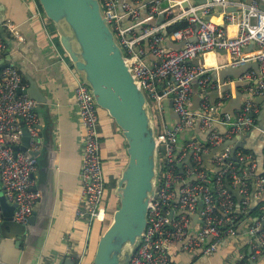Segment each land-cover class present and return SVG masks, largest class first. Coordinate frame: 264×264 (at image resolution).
Masks as SVG:
<instances>
[{
	"label": "built area",
	"instance_id": "built-area-1",
	"mask_svg": "<svg viewBox=\"0 0 264 264\" xmlns=\"http://www.w3.org/2000/svg\"><path fill=\"white\" fill-rule=\"evenodd\" d=\"M27 1L31 8H35L33 15L44 14L38 0ZM99 1L137 83L143 87L157 115L158 183L149 202L146 227L128 264H179L174 254L176 249L209 254L217 250L223 238L236 235H246L245 240L251 249L255 253L261 252L264 249V223L261 229L259 227L264 220V206L262 213L251 222L247 207L250 178L258 176L255 173L256 163L253 161L242 165L252 155L238 149L235 144H227L214 151L208 159L213 166L203 164V161L211 149L240 135L255 123L253 98H248L234 116L219 112L218 108L229 95L221 91L222 83H211L210 68L205 59L206 54L225 49L230 58L224 66L258 61V71L250 68L238 80L254 79L257 82L248 84V91L264 94V8L261 6L264 0H206L190 4L187 9L181 4L184 0H167L166 6L161 5L163 0H149L142 4L147 8V15L140 20H137L140 6L123 1L121 6L124 12L119 13L117 0ZM174 5L181 8L176 16L173 13ZM218 7L225 21L237 24L235 34H230L223 25L206 18ZM159 14H164L163 22L144 24ZM183 18H187L190 24L168 35L175 42L186 40V43L180 48H169L162 29ZM194 23L197 24L196 30ZM138 26L141 27L139 30ZM7 27L20 36L12 24L7 23ZM193 35L196 38L190 40ZM4 36L0 31V58L7 49ZM251 41H254L253 48L245 51ZM148 56L156 60L151 62ZM59 58L65 63L68 61L76 81L74 92L83 125L81 180L87 208L85 211L77 209V214L86 213L89 222H104L107 216L103 203L106 177L98 130L99 107L91 88L67 55L59 53ZM195 81L199 84V109L190 107L196 93ZM26 86L17 66L10 64L0 67V189L10 203L16 204L13 220L22 224L28 222L33 206L41 195L36 188V178L32 176L37 171L36 156L14 149V145L21 140V121L31 137L41 136L36 110L38 101L27 93H18V88ZM215 88L219 91V97L213 104L209 92ZM168 98H171L172 107L179 115L178 121L167 114L165 101ZM197 119L199 128L206 131V137L201 139L191 132L181 138L180 134L187 128H193ZM218 125L226 126V129L223 131ZM33 142L39 148V141ZM188 154L190 164L184 161ZM257 180L262 184L264 177L260 175ZM235 188L241 194L243 208L239 211L235 208ZM198 208L199 222L196 223L197 228L193 229L192 216ZM2 221L0 210V228ZM207 238L209 241L205 242ZM82 258L79 257L78 264Z\"/></svg>",
	"mask_w": 264,
	"mask_h": 264
},
{
	"label": "crops",
	"instance_id": "crops-1",
	"mask_svg": "<svg viewBox=\"0 0 264 264\" xmlns=\"http://www.w3.org/2000/svg\"><path fill=\"white\" fill-rule=\"evenodd\" d=\"M141 1L133 0L134 3ZM233 1L250 2L251 0ZM34 10L35 8H31L27 0H0V31L5 35L7 42L3 57H8L10 63L19 68L27 81L29 77L27 70L33 73L46 97L44 102L36 104V110L38 115L41 113L43 116L42 129L46 122H49L52 127V158L49 157L50 164L43 167L45 175H38L37 171L34 174L36 186L41 195L38 199L36 218L27 225L25 234L19 235V230L15 226L4 225L0 228L7 235L4 237L6 243L0 251V264H64L68 257L74 261V264L75 261L78 264L80 256H83L80 264H84L89 256L91 258L92 255L89 254H94L103 224L98 221L89 222L86 213L77 214V209L86 210L87 202L82 195L83 125L74 92L76 81L68 67V61L65 63L59 58V53L65 55L66 53L59 43V35L54 24L44 14L33 15ZM180 10L178 5L173 6L175 16ZM211 14L218 21H223V26L230 34L237 32V24L225 21V16L219 8L212 10ZM7 23L12 24L20 36L11 31ZM166 45L174 48L167 43ZM252 48L244 50L248 51ZM208 57L205 62L210 68V80L211 83L216 84L220 82V79L213 74L224 66L230 54L227 51H214L210 52ZM147 59L151 62L156 60L152 56H148ZM235 81L236 78L233 75L226 76L225 83L229 87L221 91L227 92L229 96L218 108L220 113L228 112L233 116L232 114L240 110L241 104L258 95L248 91V84H254V79L248 84L237 87ZM198 90L199 84L195 90L198 99L194 102V109L200 108ZM210 92V101L214 104L218 101L219 91L217 90L213 98ZM171 102V98L165 101L168 115ZM191 103H193V98ZM252 108L255 113L254 125L236 136L237 142L229 144H235L238 149L252 155L245 159L246 163L253 161L256 163L255 173L258 176L253 175L250 178L247 207L249 212L255 207L262 212L264 181L260 184L257 179L260 175L264 177V100L260 103L255 102ZM198 129L201 130L199 125ZM198 129L194 126L192 132L198 135ZM225 129L226 126L222 128L223 131ZM98 130L101 138V157L105 160H103L104 174L106 180L110 177L113 181V176L119 174L127 158L124 139L114 120L105 111L99 110ZM187 133L188 131L184 133V136ZM42 142L43 137L39 141V148H36L38 144L36 145L35 142H30L29 148L40 153ZM188 160L190 161L189 158ZM203 164H205L204 161ZM179 167L182 168V163ZM235 208L237 211L243 208L241 202L237 201V197ZM257 217V213H249V222ZM197 222H199V217L192 216L191 227L193 229L197 228ZM246 237V235L227 236L222 239L217 250L209 254L198 253L196 250L176 249L174 253L176 261L179 264H264V249L258 253L251 249L250 253V245L247 244ZM19 239L21 242H18ZM204 241L208 242L209 238Z\"/></svg>",
	"mask_w": 264,
	"mask_h": 264
},
{
	"label": "water",
	"instance_id": "water-1",
	"mask_svg": "<svg viewBox=\"0 0 264 264\" xmlns=\"http://www.w3.org/2000/svg\"><path fill=\"white\" fill-rule=\"evenodd\" d=\"M123 1L134 6H140V16L137 20L146 17L147 8L142 4L149 0H142L139 3H134L133 0H117L119 13L124 12L121 6ZM195 1L205 2L206 0H184L181 4L187 9ZM38 2L44 15L54 24L59 35V43L68 59L79 72L83 81L91 88L96 104L107 111L123 136L127 158L121 168L120 175L116 179L114 188L118 204L112 213L109 225L98 238L92 256V264H128L129 258L139 244L146 227L149 202L155 194L158 183L159 153L156 144L155 117L151 104L143 87L137 83L133 71L126 61L124 50L106 18L99 0H38ZM167 4L168 1L163 0L161 5ZM261 6L264 8L263 1H261ZM233 8L231 6V9ZM206 18L219 25L224 24L212 14L206 15ZM163 21L164 14H159L156 18L145 21L144 24L154 25ZM193 26L196 30L197 24L194 23ZM137 28L139 30L141 27L138 26ZM162 32L166 35V43L174 48H180L186 43V40L175 42L170 39L167 28H163ZM195 38L196 35H193L189 39ZM253 46L254 41H251L245 48H252ZM217 51L226 50L218 49ZM208 58V54H206V59L208 60ZM10 64L8 57L0 58V67ZM249 68L258 71V61H249L240 66L226 65L220 67L218 72L213 75L220 79L221 89L224 90L229 87L225 83L226 76L229 74L236 78V87L250 83V80H238V77ZM27 72L29 73V83L24 88H18V93H27L38 102H44L46 97L42 93L36 77L30 71L27 70ZM194 87L196 90L198 84L194 83ZM216 92L217 90L210 92L212 98ZM197 99V95L194 94L193 103L190 104L191 108H194V102H197ZM262 100H264V94L256 95L253 98V102L256 103H260ZM169 113L170 117L178 121L179 115L174 111L172 102ZM39 121V128L42 129L44 120L41 113H39ZM21 125V143L14 145L15 151H24L28 155L37 156L39 152L30 149L29 145L30 142L40 141L42 132L40 137H31L23 121H21ZM198 125L199 119L195 123L197 129ZM218 127L221 130L223 128L221 125ZM186 131L191 133L192 128H187L182 132L181 138H184ZM197 133L201 139L206 137V131L198 129ZM232 142H237L236 136L211 149L209 153L205 154V164L213 166L207 158L211 157L214 151L222 149ZM189 156L190 154L187 155L185 161L190 164ZM234 193L240 203L241 194L238 192V188L234 190ZM38 203L39 200L33 206L28 222L26 224L18 223L13 220L16 204L10 203L0 189V210L3 214L1 227L4 225L15 226L19 230V235L25 234L27 225L36 218ZM199 210L198 208L193 216L198 217ZM263 223L264 220L259 229L262 228ZM6 236V233L0 230V251L6 243L4 238ZM18 242L21 240L19 239ZM249 249L251 253V247ZM249 261L253 263L251 260ZM64 264H74V261L68 257Z\"/></svg>",
	"mask_w": 264,
	"mask_h": 264
},
{
	"label": "trees",
	"instance_id": "trees-1",
	"mask_svg": "<svg viewBox=\"0 0 264 264\" xmlns=\"http://www.w3.org/2000/svg\"><path fill=\"white\" fill-rule=\"evenodd\" d=\"M188 24H190V22H189V20L187 18L176 20V21H174L173 23H171L170 25L167 26L168 33L170 34L172 31H174L176 29H179V28H183V27L187 26ZM57 37H58V35H57ZM23 80H24V82L28 83V81L25 78V76H23ZM99 110L107 112L106 110H104V109H102L100 107H99ZM153 114H154L155 120H157V115L154 112H153ZM254 116H255V113H254ZM40 131L42 132L43 142H42L41 152L39 153L38 156H36V159H37V172H38V175H45L46 172H45V169L43 167L44 166L46 167L47 164L49 165L50 164L49 160H50V158H52L51 150H52V144H53V133H52V127L49 124V122H46L44 124L43 129H40ZM246 164L247 163L244 161L242 165L245 166ZM119 175H120V171H119L118 175H114L113 176V181L106 180V191H105V194H104L103 203L105 204L106 209H107V216H106V220L104 222H101L103 224V227L101 229V234L106 229V227L109 225V223L111 221V218H112V213H113L114 209L117 207V204H118V198H117V196L114 193V188L116 186V179H117V177ZM227 180H228V182H230L229 178ZM234 197L236 199L235 194H234ZM250 210H251L249 212L250 214L257 213L258 216H259L262 213V212H260V210H258V207L252 208ZM93 249H92V251H93ZM89 255L93 256L92 253L89 254ZM92 256H91V258L89 256L88 257V261H85L84 264H92ZM75 264H76V261H75Z\"/></svg>",
	"mask_w": 264,
	"mask_h": 264
},
{
	"label": "rangeland",
	"instance_id": "rangeland-1",
	"mask_svg": "<svg viewBox=\"0 0 264 264\" xmlns=\"http://www.w3.org/2000/svg\"><path fill=\"white\" fill-rule=\"evenodd\" d=\"M100 111H102V110H100ZM103 160H104V159H102V165L104 166V164H103V163H104V161H105V160H104V161H103ZM109 181H110V177H109Z\"/></svg>",
	"mask_w": 264,
	"mask_h": 264
}]
</instances>
